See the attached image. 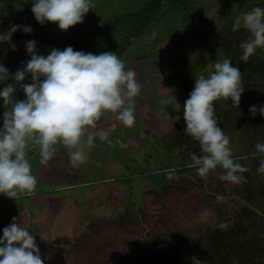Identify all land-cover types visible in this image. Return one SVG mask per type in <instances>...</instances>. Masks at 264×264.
I'll return each instance as SVG.
<instances>
[{"label":"rangeland","instance_id":"rangeland-1","mask_svg":"<svg viewBox=\"0 0 264 264\" xmlns=\"http://www.w3.org/2000/svg\"><path fill=\"white\" fill-rule=\"evenodd\" d=\"M150 1L94 0L83 22L65 31L56 22L41 25L32 0H0V33L13 24L33 29L13 33L15 51L7 41L0 44V62L11 73L31 58L27 40H36L44 55L53 47L98 54L124 44L117 56L136 72L141 86L134 125L126 127L106 112L88 132L109 131L111 143L96 137L92 146H84L82 164L73 167L61 146L42 165L39 147L29 145L37 185L19 200L0 194V236L17 217L35 236L44 264H264V174L256 171L263 158L237 161L247 169L239 183L222 181L219 167L202 180L188 167L199 144L184 132L183 108L166 103L183 105L197 76L214 70L217 59L229 58L242 73L244 92L239 108L224 98L214 102L218 125L238 158L255 152L256 143L264 142V117L249 109L264 105V49L241 61L239 44L249 33L243 27L233 31L232 24L236 14L264 8V0H190L188 8L185 0H159L157 14L140 36H130L127 24L98 31ZM16 96L24 99L19 88ZM5 110L0 98V116ZM173 166L189 170L175 171L171 179L166 175L161 185L145 175ZM217 195L224 201L218 203ZM245 253L251 259L241 258Z\"/></svg>","mask_w":264,"mask_h":264},{"label":"clouds","instance_id":"clouds-1","mask_svg":"<svg viewBox=\"0 0 264 264\" xmlns=\"http://www.w3.org/2000/svg\"><path fill=\"white\" fill-rule=\"evenodd\" d=\"M94 8V0H32L31 10L41 25L56 22L66 31L83 22ZM241 27L249 33L239 44L240 60L247 62L257 48L264 49V8L255 6L237 16L232 30ZM21 28L24 33L33 31L29 25L13 24L0 33V44L7 41L15 51L17 46L12 43V36ZM24 43L31 58L15 73L0 62V85H4L0 87V98L6 108L0 116V194L15 200L21 194L31 195L37 185L27 158L30 144L39 147L42 165L54 158L61 146L73 167L82 164L86 159L84 146H92L96 137L111 143L109 131L100 129L93 134L88 129L96 127L106 112H111L124 126L132 127L136 120L135 97L141 90L136 72L126 69L115 51L94 54L67 46L62 50L50 48L44 55L37 51L36 40ZM212 68L207 75L197 76L183 105L166 103L175 110L183 108L184 132L199 144V153L191 154L188 167L195 168L204 181L219 167L224 170L220 175L222 181L239 183L243 179L241 173L247 169L235 162L229 136L218 125L214 102L224 98L239 108L244 92L242 73L227 57L217 59ZM29 76L30 82H25ZM18 88L24 99L17 98ZM249 111L253 116L259 112L264 117V105L259 108L252 105ZM257 154L264 156V142L256 143L253 155ZM166 171L171 179L175 169ZM256 171L264 174V159ZM224 199L221 195L216 197L218 203ZM219 227L224 229L227 225L222 222ZM2 232L0 264H44L35 236L21 220L14 216Z\"/></svg>","mask_w":264,"mask_h":264},{"label":"trees","instance_id":"trees-1","mask_svg":"<svg viewBox=\"0 0 264 264\" xmlns=\"http://www.w3.org/2000/svg\"><path fill=\"white\" fill-rule=\"evenodd\" d=\"M189 1L190 0H185V8H188ZM159 3H160L159 0H152L149 3H147V5H145L143 8H141L140 10H138L136 12L125 13L122 16L117 17V21L107 22L103 27H101V29H98V31H105L106 32L109 29H113V27L117 28L118 25H120V24H127V25H129L128 29L130 30L129 31L130 36H140L143 33V31L145 30V28L148 27V25L151 23V21L153 20L155 15L157 14ZM190 10H191V7H190ZM236 16H237V14L233 17V19H235ZM90 35H91L90 33L85 34L82 37L81 41H83V40L86 41ZM129 38L130 37H128L127 39H129ZM123 45L119 44L117 47L109 48V49L104 50V51H115L117 54L118 52L123 51ZM82 50L86 51L85 48H83ZM101 52H103V51H101ZM101 52L99 51L98 54H100ZM221 110H227V107H224ZM158 144L162 148V151H164L165 145H164L163 141L160 140V138L158 140ZM232 155L235 158V162L240 161V160H244V159L254 158V157L264 159V156H261L260 154H257L256 156H254L252 153H248L245 158H243V157L238 158V156L234 152H232ZM166 156H168V155L166 154ZM176 160H179L178 157H177V159L175 158V161ZM173 168L175 169V171L177 173H181L185 170L186 171L189 170L187 167L178 168L176 166H173ZM140 169H142V167ZM145 175L147 177H149L150 179H152L157 185L164 184L167 181V177H166L167 172L166 171L159 170L157 172L146 173ZM241 258H243V259L245 258V260H246V258L251 259V257L249 256L248 253H245L244 255H242Z\"/></svg>","mask_w":264,"mask_h":264}]
</instances>
